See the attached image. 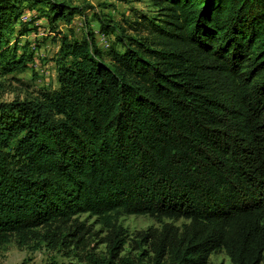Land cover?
<instances>
[{
	"label": "trees",
	"instance_id": "1",
	"mask_svg": "<svg viewBox=\"0 0 264 264\" xmlns=\"http://www.w3.org/2000/svg\"><path fill=\"white\" fill-rule=\"evenodd\" d=\"M154 2L155 15L64 36L58 87L0 103V245L45 228L54 248L81 246L84 214L149 215L187 221L143 234L158 264H210L219 250L264 264V0ZM80 11L0 0L1 75L34 63L23 38L39 21ZM108 243L119 257L124 241Z\"/></svg>",
	"mask_w": 264,
	"mask_h": 264
},
{
	"label": "rangeland",
	"instance_id": "2",
	"mask_svg": "<svg viewBox=\"0 0 264 264\" xmlns=\"http://www.w3.org/2000/svg\"><path fill=\"white\" fill-rule=\"evenodd\" d=\"M81 9L71 23L60 21L56 28L45 23L39 27L40 34L31 33L28 37L33 43L34 63L30 62L23 73H0V103L25 102L34 99L40 90L57 88V60L63 45L64 36L69 40L81 38L89 29L100 35L101 16H112L124 25L126 18L132 19L140 13L157 14L158 7L154 0H59ZM30 15L25 17L29 20ZM37 36V40H35ZM102 37V41H103ZM106 43V41H103ZM25 42H23L24 44ZM1 72V70H0ZM84 223L88 233L81 246L75 241L67 246L54 248L43 240L46 231L30 239L12 236L0 245V264H158L152 246L143 240V234L158 235L166 224L182 228L187 221L156 218L149 215L114 214L113 226L99 216L84 214L78 217ZM118 235L124 241V249L119 257H113L108 240ZM69 241L74 238L69 237ZM148 240H151L149 237ZM86 243V244H84ZM159 264H169L162 261ZM210 264H232L225 250L216 252Z\"/></svg>",
	"mask_w": 264,
	"mask_h": 264
},
{
	"label": "built area",
	"instance_id": "3",
	"mask_svg": "<svg viewBox=\"0 0 264 264\" xmlns=\"http://www.w3.org/2000/svg\"><path fill=\"white\" fill-rule=\"evenodd\" d=\"M103 41H106V39L105 38H103ZM107 42V41H106Z\"/></svg>",
	"mask_w": 264,
	"mask_h": 264
}]
</instances>
